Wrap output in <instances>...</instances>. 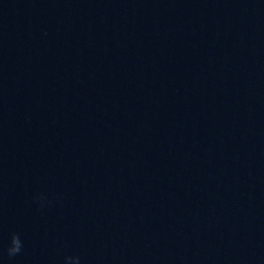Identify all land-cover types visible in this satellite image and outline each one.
Listing matches in <instances>:
<instances>
[{"label":"clouds","instance_id":"1","mask_svg":"<svg viewBox=\"0 0 264 264\" xmlns=\"http://www.w3.org/2000/svg\"><path fill=\"white\" fill-rule=\"evenodd\" d=\"M23 247V243L19 237L18 234H13L11 236V241H10V245L7 248V254L9 257H13L16 256L17 254L20 253V251L22 250Z\"/></svg>","mask_w":264,"mask_h":264}]
</instances>
